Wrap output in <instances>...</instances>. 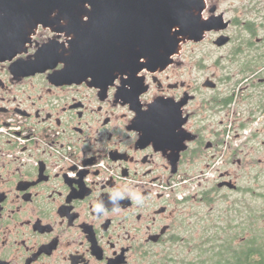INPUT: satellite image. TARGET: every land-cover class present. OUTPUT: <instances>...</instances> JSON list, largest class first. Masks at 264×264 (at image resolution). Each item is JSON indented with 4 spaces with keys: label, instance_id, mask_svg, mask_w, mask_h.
Masks as SVG:
<instances>
[{
    "label": "flooded vegetation",
    "instance_id": "obj_1",
    "mask_svg": "<svg viewBox=\"0 0 264 264\" xmlns=\"http://www.w3.org/2000/svg\"><path fill=\"white\" fill-rule=\"evenodd\" d=\"M34 14L0 11V264H201L252 243L264 0H204L201 20L218 26L202 40L99 82L63 78L78 69L74 35L58 9ZM203 43L220 73L193 85Z\"/></svg>",
    "mask_w": 264,
    "mask_h": 264
},
{
    "label": "water",
    "instance_id": "obj_2",
    "mask_svg": "<svg viewBox=\"0 0 264 264\" xmlns=\"http://www.w3.org/2000/svg\"><path fill=\"white\" fill-rule=\"evenodd\" d=\"M203 6L204 0H0V11L23 8L35 12L37 22L48 17L44 11L58 9L74 35L70 51L78 65L63 78L90 75L98 82L112 80L120 70L133 75L143 66L152 68L176 53L182 40H202L218 26L201 20ZM226 41L220 37L216 43Z\"/></svg>",
    "mask_w": 264,
    "mask_h": 264
},
{
    "label": "rangeland",
    "instance_id": "obj_3",
    "mask_svg": "<svg viewBox=\"0 0 264 264\" xmlns=\"http://www.w3.org/2000/svg\"><path fill=\"white\" fill-rule=\"evenodd\" d=\"M191 83L200 85L203 81V77L205 75H210L211 73H214L218 75L220 71L215 67L214 62L216 61V57L219 55L215 49L211 47L209 43H203L198 45L197 47L191 45ZM229 48L226 47L222 49L223 53H225L226 50ZM207 54V56H204V54ZM202 62V63H201ZM260 185L256 186V190L258 194L264 193V188L262 185H264V180L260 181ZM241 184H244L243 181ZM254 208L252 209V216L253 218V232L252 235L259 234L262 236V241L264 243V201L261 197H255L254 198ZM251 211V210H249ZM237 233V239L241 237H248L250 236V233L248 231H239ZM264 245V244H263ZM175 255V260L179 262L184 256H187L186 258L189 260H193V254L189 252L186 249H176L175 252H173ZM180 264V263H175Z\"/></svg>",
    "mask_w": 264,
    "mask_h": 264
},
{
    "label": "trees",
    "instance_id": "obj_4",
    "mask_svg": "<svg viewBox=\"0 0 264 264\" xmlns=\"http://www.w3.org/2000/svg\"><path fill=\"white\" fill-rule=\"evenodd\" d=\"M263 244L262 236L256 234L252 243L237 246L226 244L221 249V256L215 252V248L209 250L201 264H264Z\"/></svg>",
    "mask_w": 264,
    "mask_h": 264
},
{
    "label": "clouds",
    "instance_id": "obj_5",
    "mask_svg": "<svg viewBox=\"0 0 264 264\" xmlns=\"http://www.w3.org/2000/svg\"><path fill=\"white\" fill-rule=\"evenodd\" d=\"M53 15H55V13H53Z\"/></svg>",
    "mask_w": 264,
    "mask_h": 264
}]
</instances>
